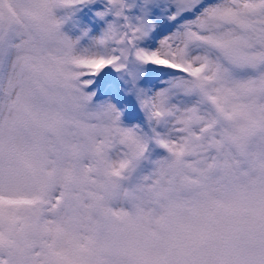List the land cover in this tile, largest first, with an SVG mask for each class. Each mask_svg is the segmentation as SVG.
I'll return each mask as SVG.
<instances>
[{
    "label": "snow or ice",
    "instance_id": "obj_1",
    "mask_svg": "<svg viewBox=\"0 0 264 264\" xmlns=\"http://www.w3.org/2000/svg\"><path fill=\"white\" fill-rule=\"evenodd\" d=\"M87 2L0 0V264H264V0Z\"/></svg>",
    "mask_w": 264,
    "mask_h": 264
},
{
    "label": "rangeland",
    "instance_id": "obj_2",
    "mask_svg": "<svg viewBox=\"0 0 264 264\" xmlns=\"http://www.w3.org/2000/svg\"><path fill=\"white\" fill-rule=\"evenodd\" d=\"M108 3L109 0H89V2L78 6L57 9V16L67 17L65 23L62 25V31L72 39L80 37L81 46L90 45L94 38L102 34L107 24L115 19L112 14H108L105 17H100L97 14L99 11L105 10ZM169 27L170 24L159 31H155L145 43L152 47L157 46L162 36L167 34ZM85 32L87 35L84 34ZM128 103H133V101H129ZM117 106L122 109L123 115L121 120L125 126L144 123L146 117L143 110L140 109L138 101L134 102L132 110L128 109L126 103L118 104ZM165 154L163 148L155 144L150 146V155L153 158ZM149 168L150 164L145 162L142 170L147 171Z\"/></svg>",
    "mask_w": 264,
    "mask_h": 264
},
{
    "label": "clouds",
    "instance_id": "obj_3",
    "mask_svg": "<svg viewBox=\"0 0 264 264\" xmlns=\"http://www.w3.org/2000/svg\"><path fill=\"white\" fill-rule=\"evenodd\" d=\"M101 179H103V177H101ZM63 212H64V208H61L59 213H58V215H57V220L58 221H60L62 219ZM95 214H96V210L95 209L91 210L88 213V215H95ZM100 219H101L102 223H104V224H110L112 222V218L111 217H101ZM37 222H39V221H37ZM68 227L71 228L73 226L72 225H68ZM9 238L11 240L15 241L16 244H18V245L22 243V240L20 238H18L14 233L11 234ZM7 250H8L7 247H5V251H7Z\"/></svg>",
    "mask_w": 264,
    "mask_h": 264
}]
</instances>
